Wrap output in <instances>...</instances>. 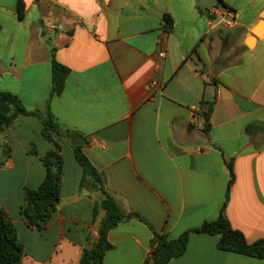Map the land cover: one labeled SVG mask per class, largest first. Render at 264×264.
Returning a JSON list of instances; mask_svg holds the SVG:
<instances>
[{
	"label": "crops",
	"instance_id": "1",
	"mask_svg": "<svg viewBox=\"0 0 264 264\" xmlns=\"http://www.w3.org/2000/svg\"><path fill=\"white\" fill-rule=\"evenodd\" d=\"M0 0V91L26 111L51 89L49 50L69 73L49 103L58 127L81 138V151L124 215L108 233L102 264H143L153 233L167 240L217 219L231 163L224 215L248 244L264 240V27L252 29L264 0ZM231 27L219 28L227 18ZM236 41L226 65L227 37ZM254 37L248 48L245 40ZM162 54V56H160ZM210 108L206 121L202 113ZM34 117L0 132V208L23 246L22 264H78L97 239L104 211L71 143L53 135L63 161L59 203L42 231L20 214L24 189H36L51 145ZM247 128H250L247 131ZM72 140V141H73ZM87 237L89 240L87 241ZM218 235L189 234L167 264H264L219 251Z\"/></svg>",
	"mask_w": 264,
	"mask_h": 264
},
{
	"label": "trees",
	"instance_id": "2",
	"mask_svg": "<svg viewBox=\"0 0 264 264\" xmlns=\"http://www.w3.org/2000/svg\"><path fill=\"white\" fill-rule=\"evenodd\" d=\"M23 14L24 6L22 1L18 0L17 17L19 20L23 18ZM49 61L51 64V89L42 107L26 111L16 96L0 91V132H7L17 116L34 117L42 126L41 138L51 145V150L43 156L44 178L36 189H24L23 205L20 209L26 226L37 231L45 229L59 203L63 161L60 155V146L53 139V135L65 139L67 143H71L73 140V135H69L58 127L49 109L51 98L61 93L69 70L55 61L53 48L49 50ZM209 111L210 108L202 113L205 126ZM249 130L250 128H247V131ZM71 148L76 162L82 169L81 188L88 182L91 189L99 194V203L93 210V224L96 221V209L100 207L104 211V217L97 228V239L90 248L85 247L82 250L78 264H102L105 252L112 248L107 240L109 231L120 222L131 218L138 219V216L122 213L105 192L100 175L87 160L81 147L71 145ZM8 158L9 145L7 143L1 150L0 165ZM226 167L229 178L223 205L217 219L204 222L199 227L186 231L173 240H167L165 236L153 233L149 251V260L152 261V264H167L170 260L181 256L185 252L189 234L218 235L216 247L219 251L257 259L264 258V240L248 244L243 235L231 227L224 215L234 179L231 163H226ZM24 256L23 246L17 240L15 229L0 208V264H22ZM143 264H148L147 260Z\"/></svg>",
	"mask_w": 264,
	"mask_h": 264
},
{
	"label": "water",
	"instance_id": "3",
	"mask_svg": "<svg viewBox=\"0 0 264 264\" xmlns=\"http://www.w3.org/2000/svg\"><path fill=\"white\" fill-rule=\"evenodd\" d=\"M263 27H264V11L260 13V20L258 21V23L255 25V27L252 29V35L256 38H262L263 37ZM254 37H248L245 40V45L248 48H251L253 46V42H254ZM247 40H249V42H247ZM82 144L81 138L77 137L75 138L72 142L71 145L72 146H80Z\"/></svg>",
	"mask_w": 264,
	"mask_h": 264
},
{
	"label": "rangeland",
	"instance_id": "4",
	"mask_svg": "<svg viewBox=\"0 0 264 264\" xmlns=\"http://www.w3.org/2000/svg\"><path fill=\"white\" fill-rule=\"evenodd\" d=\"M225 45H224V47H225V55H224V57L222 56L221 57V59H223L224 61V63L226 64V65H228V64H230V63H234L235 62V58H236V54H235V52H236V41H235V38L233 37V36H229V37H227L226 38V40H225ZM93 244L92 243H90V245L89 244H87V246L86 247H88V248H90L91 246H92Z\"/></svg>",
	"mask_w": 264,
	"mask_h": 264
},
{
	"label": "built area",
	"instance_id": "5",
	"mask_svg": "<svg viewBox=\"0 0 264 264\" xmlns=\"http://www.w3.org/2000/svg\"><path fill=\"white\" fill-rule=\"evenodd\" d=\"M223 14L227 16L224 18L223 16L218 19V25L220 27L226 28L231 27L234 22V14L231 10H223ZM162 56V54H160Z\"/></svg>",
	"mask_w": 264,
	"mask_h": 264
},
{
	"label": "bare ground",
	"instance_id": "6",
	"mask_svg": "<svg viewBox=\"0 0 264 264\" xmlns=\"http://www.w3.org/2000/svg\"><path fill=\"white\" fill-rule=\"evenodd\" d=\"M247 42H249V40H247Z\"/></svg>",
	"mask_w": 264,
	"mask_h": 264
}]
</instances>
